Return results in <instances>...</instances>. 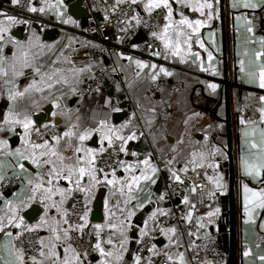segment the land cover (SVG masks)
Returning <instances> with one entry per match:
<instances>
[{
    "label": "crops",
    "instance_id": "0c3cea01",
    "mask_svg": "<svg viewBox=\"0 0 264 264\" xmlns=\"http://www.w3.org/2000/svg\"><path fill=\"white\" fill-rule=\"evenodd\" d=\"M108 1L116 5V0ZM79 2L80 0H63L66 10L59 9L64 15L57 18L55 15L57 9L55 7L48 8L49 4L55 5L56 0H31L32 5L37 8L43 5L45 12H28L29 17L20 19L28 21V23L13 25L5 36V40L10 35L15 40L23 42V47L14 49L11 42L0 41V44L4 46V56L6 57L0 67L8 73L6 77L0 75V123L3 122V115L8 110L10 103L14 105V111L31 114L34 130L48 123V120L44 121L46 108L49 111L48 119H53L56 125L63 126L66 130L73 124H78L80 131L86 127H95L98 120L105 118L106 115L109 124L113 127L130 121L122 134L127 136L135 132L136 138L127 142L126 152H121V162L123 163L120 162L118 168L114 170L116 183L113 185L107 183V180L113 179V171L99 170L96 172L99 183L95 184L91 192L88 193L90 212L87 228L94 233V225H105V200L107 199L109 209L107 220L116 224L117 229L104 227L101 231V238L107 240L111 237L116 244V249H119L121 239L119 229L122 227L125 230V235L128 237V251L124 252L122 264H133L132 256L139 245L137 241H141L150 233H154L155 239H159V242H153L154 252L147 251L141 256V264H157L160 257L181 264V254H183V264H187L192 246L197 239L208 235H213L218 239V233L215 230V214L217 213L216 209L219 211L221 209L219 201L225 202L224 208H226V200L223 199L227 197L229 189L227 174L229 146L223 90L224 86L228 85L237 264H264L259 259L260 256H264V247L256 244V239L264 235V229L260 227L264 223V208L260 207L258 197H253L251 193H248L250 203L246 215L243 190V185L247 184L253 191L259 192L264 189V182H261L259 178L254 180L246 176L241 165L242 157L249 163L258 162L261 155L260 149L264 147L260 135L261 130L264 129V123L260 120L259 111L264 107L259 99L264 95V89L258 87V81L248 82L250 79L248 73L257 71L258 76L256 65L264 63V57L260 61H257L255 57L257 52H264V45L260 43V38L264 35L260 31L258 21L249 17L248 14L259 9L264 0H211L214 5L213 19L201 27L199 33L192 35V39L188 42L191 44L190 49L188 44L184 43L185 38L180 37L178 55L172 54L177 39L173 29H169L164 40L157 38L158 48L154 58L138 57L130 51H116L113 55L116 71L105 76L102 90L90 100L82 99L80 91L92 73L105 66L107 59L93 54V50L98 47L97 41L79 34L81 22L74 16L76 10L78 12L82 10ZM146 2L147 0H143V3ZM246 2L254 4L255 7H243L242 5ZM0 3L15 7L11 4V0H0ZM143 3L135 5L136 16L149 15L144 11ZM169 3L173 8V20H180L181 13L192 21L207 20L206 16H201L199 12L177 3V0H169ZM156 10L159 9H154L152 12ZM69 16L76 21L75 24L61 22ZM238 17L239 19H237ZM2 19L4 17H0V20ZM34 24L41 26V33L34 29ZM164 24L165 22L158 27L156 31L158 35L163 34ZM53 28L58 29L56 36L50 40H44V31ZM249 28L252 29L251 32L248 31ZM184 31L191 34L190 29L184 28ZM33 33L34 36H32ZM29 36H32L31 44ZM37 36L39 37L38 42L35 39ZM197 39L200 43L196 42ZM143 40V35L135 34L130 44L135 46ZM165 42H169L168 48H165ZM201 44L203 47L200 46ZM13 51L17 53L15 61L12 59ZM24 52L27 53L26 58L31 66L22 69L23 76L13 78V64L17 71L21 70L25 59ZM196 53H199V57ZM209 53L212 55L211 60L208 59ZM224 55L226 56V65ZM137 60L145 63L147 67L143 70L139 69L135 63ZM241 62H243V71ZM153 64L157 65L155 69L151 67ZM201 66L207 71H201ZM160 68H164L171 75L165 76L160 72ZM33 69H39V71L34 72ZM80 69H84V71H80ZM133 69L137 71L133 73ZM153 74H157L155 81L151 79ZM225 77L227 82L224 81ZM13 79H15V87L11 83L5 84V80L12 81ZM154 82L159 84L160 89L153 96H148L147 89ZM30 83H35L34 89L22 97H17L14 101H9V89L22 92ZM209 84L216 85L215 91L208 87ZM37 88L41 90L37 91ZM235 89L242 91L237 108H234L233 102ZM219 99H222V102L213 112ZM105 100H109L112 107L123 110L124 114L119 118L114 117V112L110 107L105 106ZM165 102L171 105L173 115L166 122L159 123L156 120L157 111ZM53 103H56L58 107L53 108ZM52 112H56L57 115L53 117ZM194 113H199V116H194ZM190 117L191 119H188ZM186 119H188L187 125L185 124ZM241 120L244 121L243 124ZM16 131L22 132V129L17 128ZM33 132L31 133L32 141H34ZM205 135L208 136L207 141L204 139ZM0 139H7L9 148L12 150L20 144L19 136L13 133L0 132ZM66 140L67 138L61 139L60 151L65 156H71V151L63 149ZM48 141L50 145L54 143L52 139ZM76 142L74 138L73 143ZM253 143L257 145V148L251 147ZM115 144L120 146L119 141H116ZM84 145L87 148L99 149L101 147L99 133H93L92 138L85 141ZM103 146L105 149L108 147L106 140ZM213 149H220V153L214 157H208V160L218 165L215 170L208 167L207 163L203 168L195 167L193 163H190L193 159V152L197 153L196 160L199 161L200 152L210 153ZM188 150H191L189 154ZM133 152L137 155L133 156ZM144 159H148L157 171L151 175L149 181L141 180L139 187L132 184L131 191H129L128 185L131 183L132 177L140 176L141 169L145 167L141 163ZM0 160H3L5 168H8L10 158L0 155ZM24 164L29 172L35 174L36 169L31 164L27 161H24ZM129 166L131 167L126 172L125 168H129ZM47 167L46 165L45 168ZM185 168L187 171H182ZM16 171L19 172V169ZM173 172L181 177L182 188L170 200H161L164 181L166 179L176 181L172 175ZM11 174V170H9L8 176L10 177ZM26 176H28L27 172L20 173L17 181L5 190H1V186L7 178L0 181V194L7 199H16L17 202L24 199L26 193H21L15 198L13 193L19 192L21 181ZM217 176L224 185L223 189H217L215 184L208 180V177L215 178ZM152 180L155 183H152ZM88 183V177L85 176L82 184L87 186ZM59 185L67 187V182L61 180ZM193 188L203 190L207 197L204 209L198 213L189 210V205L194 201L195 191L192 190ZM101 191L104 193L102 220L94 222L92 221L94 217L92 216V205ZM209 191H213L214 195L209 197ZM81 194L84 198L85 194ZM185 196L188 197L187 203L184 202ZM129 197L131 198L129 199ZM53 199L59 200V196H54ZM69 201L64 205L66 209ZM172 207L188 210L186 221L182 223V225L187 224L186 232L180 233L177 223H170L163 228L157 227L159 216ZM0 208L7 211L3 200H0ZM122 209L123 211H121ZM42 212L43 208L39 202H36L22 215L25 216L27 222L35 223ZM129 212L133 213L130 219L128 218ZM189 212H191L190 217ZM209 212L214 214L210 217ZM2 214L0 213V215ZM49 215H57L54 208L50 209ZM145 221H147V225ZM212 226L214 234L210 231ZM63 227L66 228L68 225L65 224ZM141 229H145L146 232L143 237L140 235ZM161 229L164 231L162 232ZM169 229H174V231H168ZM13 231L15 230L13 229ZM41 235L47 236L48 233L42 231ZM95 242L96 237L93 234V244ZM102 246L106 250L112 248V245L107 243H103ZM246 250L250 253L247 257L244 256ZM57 251L63 257V248H58ZM81 258L83 259V257ZM100 259L99 253L92 249L83 264H97ZM112 264H116L114 257Z\"/></svg>",
    "mask_w": 264,
    "mask_h": 264
},
{
    "label": "snow or ice",
    "instance_id": "6c2138e0",
    "mask_svg": "<svg viewBox=\"0 0 264 264\" xmlns=\"http://www.w3.org/2000/svg\"><path fill=\"white\" fill-rule=\"evenodd\" d=\"M121 3H129L130 5H137L138 3H143V0H116V5L113 7L119 6ZM177 3L184 5L185 7L191 8L195 12H199L201 16H206L207 20H189L186 16L181 13V19L176 21L172 19L173 8L169 3V0H147L146 3H143L144 11L151 14L154 9H164L166 14L163 16L165 21L163 34L158 35L156 32H153L152 35L158 39L164 40L167 36L169 29H173L176 34V44L173 48V55H178L180 52V37L183 36L184 43L188 44L189 49L191 44L188 43L192 39V35L199 33L201 27L205 26L206 23L213 19V3L211 0H177ZM13 6H18L20 0H11ZM236 6L235 4L233 5ZM243 7H255L254 4L244 3ZM55 7L57 11L55 15L57 18H60L64 15L63 12L59 9L66 6L63 4V0H56L55 5H48V8L51 9ZM207 9V11H205ZM27 11L35 13L39 11L40 13L45 12V7L42 5L37 8L32 5L29 0L27 5ZM135 11V9H133ZM0 17L4 19L0 20V41L4 43L11 42L13 48L23 47V42L15 40L12 36L8 35L7 40H5L6 34L9 32L10 28L18 23H28V21L20 20L15 15H9L3 12H0ZM105 19H108L106 16ZM133 19L136 20L139 25L141 20L139 16H133ZM239 19V17L237 18ZM64 24H75L76 21L69 16L67 19L61 20ZM146 23V22H145ZM184 28L190 29L191 34L184 31ZM249 32L252 31L251 28L248 29ZM35 34L33 33L32 36ZM32 36H29V43H32ZM36 41H39V37H35ZM119 39V38H118ZM200 43L199 39L196 41ZM260 43L264 45V37L260 38ZM203 47V45H200ZM41 47H44L41 45ZM51 47V46H49ZM169 47V42H165V48ZM25 59L21 65V70L17 71L15 69V64H13V78L18 76H23V68L30 67V63L27 60V53H23ZM199 57V53H196ZM256 60L260 61L264 57V52H257L255 54ZM17 58L16 51L12 53V59L15 61ZM6 57L4 56V46L0 44V65L3 64ZM208 59H212L211 53H209ZM183 61V58L181 57ZM136 65L139 69L143 70L147 65L139 60H137ZM153 69L157 65L153 64L151 66ZM257 71H251L248 73L250 79L248 82L253 83L258 81V87L264 89V63H259L256 65ZM241 70L243 71V62H241ZM34 72H38L39 69H33ZM84 71V69H80ZM201 71H207L201 66ZM160 72L164 73L165 76L171 75L164 68H160ZM0 75L7 76L8 73L0 67ZM151 79L155 81L157 79V74L151 75ZM11 83L15 87V79L12 81L5 80V84ZM51 87V85H49ZM209 88L215 91L216 85L209 84ZM35 88V83L28 84L24 90L21 91H8L9 101H14L17 97H22L28 93L31 89ZM40 91L41 89H36ZM99 90V89H97ZM261 104H264V95L259 97ZM105 106L110 107L112 112H119L121 109L118 107H112L109 100H105ZM58 107L56 103H53V108ZM14 105L9 104L8 110L3 115V122L0 123V132L13 133L19 136V146L14 150L9 148V143L7 139H0V155L10 158L8 168H5L3 160H0V181H4L6 178L9 182L13 178H18L20 173H28V176L24 177L21 181V186L19 192H14L13 197H18L21 193H26L24 199H7L2 194H0V200L4 201V205L7 208L5 211L3 208H0V264H83L84 260L87 259L88 251L87 249L83 250L81 253L77 247L73 246V241L80 239L85 234V228L89 224L88 215L90 212L89 196L88 193L91 192L92 187L95 184L99 183L97 179L96 172L99 171L96 167V158L99 154L106 151L104 141H107L108 148H115V142L119 141V151L126 152L125 145L128 141L136 138V133L132 132L131 134L124 136L123 130L128 127V123L125 122L117 127H113L109 124L107 115L103 119H99L97 126L95 127H86L82 131L78 130L79 125L73 124L61 135H53L52 140L53 144H49L47 139H43L41 136L39 128H35L37 136H40L43 139V143H37L31 140V133L34 130V121L30 113L24 112L23 114L18 111H14ZM260 120L264 123V107L260 108ZM56 112H52V116L55 117ZM194 116H199V113H194ZM188 119H191L188 118ZM188 119L185 120V124H188ZM79 120V117H77ZM243 124L244 121L241 120ZM44 127L47 129L48 125L45 124ZM22 129V132H17L16 129ZM93 133H99L101 147L99 149L87 148L84 145V142L91 139ZM260 135L262 137V144H264V129L261 130ZM62 138H67L66 142L63 145L64 151H71V156H65L60 151V143ZM77 141L73 143V139ZM205 141L208 140V136L205 135ZM252 148H257V145L253 143ZM39 150V151H38ZM261 155L258 162L249 163L241 158V165L243 172L246 176L253 178L254 180L259 178L261 182H264V147L260 149ZM217 153H220V149H213L210 153L200 152L199 161L196 160L197 153L193 152V159L190 163H193L195 167L203 168L205 163L210 168L215 170L218 165L213 161L208 160L209 156L214 157ZM222 154V153H221ZM133 156L137 153L133 152ZM24 161H27L35 169V174L29 172L25 167ZM74 161V162H73ZM123 163V162H121ZM141 163L145 166L144 169H141L140 176H133L131 183H129V191H131L132 184H136L139 187L140 181H149L151 175L155 174L157 169L153 167L148 159H144ZM171 163V161H169ZM48 166L45 168V166ZM129 168H125V171H129ZM19 169V172L16 170ZM11 170V176H8V171ZM171 171V169H169ZM182 171H187V168L182 169ZM107 175V174H106ZM176 181L183 183L181 177L175 172L172 173ZM88 177V185L85 186L82 184L83 178ZM66 181L67 187H61L59 181ZM209 182L214 183L217 189H223L224 185L221 183L220 178L217 177H208ZM55 181V183H54ZM155 183L154 180L151 181ZM109 185L116 183L115 172L113 171V179L107 180ZM195 191V188L192 189ZM243 190L245 193V213L248 214V204L250 203L248 193H251L253 197H258L260 200V207L264 208V189L259 192L253 191L249 188L247 184L243 185ZM81 192L85 194L84 197V207L82 211H74L72 215L78 216L79 222H73L68 217L70 215L69 211L64 207V205L73 197L75 192ZM209 197L214 195L213 191L208 192ZM54 196H59V200H54ZM131 197H129L130 199ZM161 200L164 199V196L161 195ZM39 202L43 208V212L39 214V219L35 223H29L25 219V216L22 213L29 209L34 203ZM184 202H188V197H184ZM127 203V201H126ZM55 209L56 216L49 215L50 209ZM72 208L77 209V203L72 204ZM123 211V209L121 210ZM218 212L219 209H216ZM214 213L209 212L208 215L211 217ZM109 215L108 201L105 200V225L96 224L93 226L95 229L94 233H87L89 236L95 235L96 242L91 245L92 249L99 253L101 257L97 261V264H112V258L114 257L116 264H122L124 260V252H127V243L128 237L125 235V230L121 227L119 241L120 247L116 249V244L113 242L112 238L109 237L107 240H102L101 231L104 227H111L113 230L117 229V225L114 223L108 222L107 218ZM133 215V213H128V218ZM155 215V213H153ZM189 217L191 212L188 213ZM58 217V218H57ZM123 223V222H121ZM68 225V227H63V225ZM147 225V221H145ZM261 229H264V223L260 225ZM13 229L15 231H13ZM42 231L48 233L47 236L40 235ZM163 232L164 230L161 229ZM168 231H174V229H169ZM78 232L79 237H74L72 233ZM140 235L143 237L146 235L145 229L140 230ZM25 243L28 245V248H25ZM107 243L112 245L111 249H105L102 244ZM137 243H140L138 240ZM63 248V257L58 254L57 249ZM149 252L155 251V245L148 249ZM30 252H35L36 254L30 255ZM249 251L244 252V256L249 255ZM83 256V259L81 258ZM259 259L264 262V256H260ZM181 264H183V254L180 257ZM133 264H141V257L133 254L132 256Z\"/></svg>",
    "mask_w": 264,
    "mask_h": 264
},
{
    "label": "built area",
    "instance_id": "2783aa9c",
    "mask_svg": "<svg viewBox=\"0 0 264 264\" xmlns=\"http://www.w3.org/2000/svg\"><path fill=\"white\" fill-rule=\"evenodd\" d=\"M31 2V0H30ZM29 0H20V4L15 7L5 6L0 3V12L15 15L18 19L29 17L27 5ZM108 0H82L81 8L86 12L88 17V25L79 31V34L86 38L94 39L98 42V47L93 50V54L100 57H105L107 63L104 67L94 71L80 91V97L84 100L92 99L98 94L103 87L105 76L110 72H115L116 67L113 60V55L118 50L130 51L132 54L147 59L154 58L158 48V39L152 33L156 32L158 27L165 21L163 16L166 11L163 9L156 10L145 17H139L141 22L138 25L133 16H136L135 5L123 3L117 7ZM135 9V11H133ZM108 19H105V17ZM249 17L258 21L260 31L264 35V3L263 5L248 14ZM146 22V23H145ZM138 32H143L146 35V41L131 46V39ZM119 38V39H118ZM137 70L133 69V73ZM99 89V90H97ZM160 86L157 83H151L147 89L148 96H153L159 91ZM123 110L119 111L122 112ZM118 113V112H116ZM173 115V109L169 103H163L158 111L156 120L159 123L166 122ZM47 129L39 127L43 139L50 140L53 135H61L66 130L65 127L56 125L53 119L49 118ZM33 139L37 142H43L40 136H37L36 131L33 132ZM191 150H188L189 154ZM122 159V153L119 151V146L115 144V148H106L104 153H101L96 158L97 168L103 172H111L118 168ZM158 164V163H157ZM17 178H13L11 182L6 179L1 186V190L10 188ZM182 188L181 183L166 179L163 183L162 195L164 199L170 200ZM207 202L206 193L201 189H196L194 193V201L189 205V210L193 213H198L203 210ZM77 203V209L72 208V204ZM84 207V198L80 192H75L69 201L67 210L69 211V219L73 222H79L78 216L72 215L74 211H82ZM188 210L178 207H172L164 211L157 220V227L163 228L170 223L179 225L180 233L187 230V224L182 225L186 221ZM89 229L85 228V234L82 238L73 241V246L83 253L87 249L88 254L92 251L93 235L89 236ZM41 235V233H40ZM74 237H79L78 232L72 233ZM156 236L154 233L147 234L140 241L135 254L143 256L152 246ZM258 246L264 247V235L256 239ZM25 248L28 245L25 243ZM30 255L36 254L30 252ZM83 257V256H82ZM157 264H178L168 260L165 257H160ZM187 264H227V256L223 251L218 239L213 235L201 237L195 241L192 246Z\"/></svg>",
    "mask_w": 264,
    "mask_h": 264
},
{
    "label": "water",
    "instance_id": "95a60500",
    "mask_svg": "<svg viewBox=\"0 0 264 264\" xmlns=\"http://www.w3.org/2000/svg\"><path fill=\"white\" fill-rule=\"evenodd\" d=\"M82 0H80L79 5L81 7ZM76 9V8H75ZM78 20L81 22V29L85 28L88 25V17L86 16V12L82 9L81 12H78L77 10L75 11L74 15ZM34 29L38 32L41 33V26L34 24ZM58 32V29L53 28L51 30H46L44 31V40H50L56 36ZM137 34L143 35V42L146 41V35L143 32H138ZM142 43V42H141ZM137 45V44H136ZM224 60H225V65H226V56L224 55ZM226 71V69H225ZM225 82L226 77H225ZM224 94V100H225V107L227 111V117H226V125H227V137H228V146H229V158H228V163L229 168H228V182H229V189H228V194L227 197L223 200H226V208H224V203L222 200L219 201L221 209L215 214V219H216V227L215 230L218 233V241L221 244V247L223 251L226 253L227 256V264H237V253H236V218H235V200H234V175L232 171V153H231V125H230V120H229V101H228V85L224 86L223 90ZM222 99H219L213 109V112L216 111L217 107L221 104ZM129 111V108H128ZM45 113V119L44 121L48 120V113L49 111L47 108L44 110ZM114 117L119 118L124 114V111L122 112H114ZM103 198H104V193L101 191L97 196L96 199L92 205V216L93 219L92 221L94 222H100L102 220V209H103ZM213 226L211 227L210 231L212 234L213 232ZM159 242V239H155L154 243Z\"/></svg>",
    "mask_w": 264,
    "mask_h": 264
},
{
    "label": "trees",
    "instance_id": "16d2710c",
    "mask_svg": "<svg viewBox=\"0 0 264 264\" xmlns=\"http://www.w3.org/2000/svg\"><path fill=\"white\" fill-rule=\"evenodd\" d=\"M235 96L233 97V102H234V108H237V105L239 103V98L242 96V91L239 89L234 90ZM214 114V113H212Z\"/></svg>",
    "mask_w": 264,
    "mask_h": 264
}]
</instances>
